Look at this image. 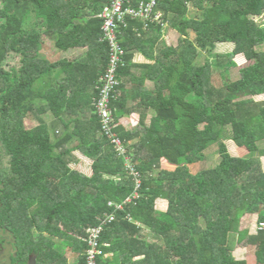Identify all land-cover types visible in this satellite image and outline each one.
I'll return each mask as SVG.
<instances>
[{
    "label": "trees",
    "instance_id": "1",
    "mask_svg": "<svg viewBox=\"0 0 264 264\" xmlns=\"http://www.w3.org/2000/svg\"><path fill=\"white\" fill-rule=\"evenodd\" d=\"M155 1L162 23L168 21L180 41L146 65L155 88L138 104L142 129L128 132L118 124L127 51L131 45L143 52V27L159 30L160 24L127 18L123 64L110 98L113 130L125 146L120 154L95 108L109 51L98 14L108 0H0V150L8 158L7 169L0 168V226L15 238L13 263L26 264L33 254L35 264H70L60 244L76 254L71 264H86L87 229L113 213L103 226L99 264L115 242L129 264H247L232 253L240 243L254 247L255 264H264V101L254 99L264 94V51L257 50L264 44V24L257 22L264 0ZM190 3L195 17L188 15ZM43 36L58 50L87 47L86 54L50 60ZM218 43L233 49L216 54V65H225L216 84L209 60L199 58ZM10 53L19 54L18 69L3 68ZM239 54L250 63L232 80L228 68ZM28 115L38 124L27 127ZM225 129L249 157L230 155L221 138ZM74 151L92 158L90 176L70 168ZM214 155V167L191 171ZM125 156L141 182L137 197L115 210L108 203H122L135 190ZM162 160L173 170L162 168ZM159 198L167 201L164 218L156 213ZM254 213V233L240 230L241 218ZM137 255L142 259L133 260Z\"/></svg>",
    "mask_w": 264,
    "mask_h": 264
},
{
    "label": "built area",
    "instance_id": "2",
    "mask_svg": "<svg viewBox=\"0 0 264 264\" xmlns=\"http://www.w3.org/2000/svg\"><path fill=\"white\" fill-rule=\"evenodd\" d=\"M129 0H108L104 4L102 10L98 14L101 18V40L105 41L108 45V62L105 68L104 74L100 78L101 86L99 87V96L96 100L95 108L100 117L101 128L108 135L111 143L114 145L116 151L120 154H124L125 146L122 144L121 139L113 128L117 125L113 124L112 109L110 107V98L114 87L118 84L116 78V72L123 64L122 56L123 50L121 47V33L128 25L127 18L132 19L139 18L144 20H150L158 24L162 23L163 15L161 12L155 9L156 1L150 0L147 3L141 2L137 8L127 5ZM125 167L129 170V174L133 176L135 182V190L131 196H128L122 203L108 204L115 210L122 209L123 205L130 202L132 198L137 197V189L140 186V175L129 163V157L125 156ZM114 218L113 213H105L104 217L99 219V224L89 227L87 229V235L85 242L87 248L85 251V263L86 264H99L98 256L100 255V238L103 230V226L110 223ZM261 226H264L261 223Z\"/></svg>",
    "mask_w": 264,
    "mask_h": 264
},
{
    "label": "rangeland",
    "instance_id": "3",
    "mask_svg": "<svg viewBox=\"0 0 264 264\" xmlns=\"http://www.w3.org/2000/svg\"><path fill=\"white\" fill-rule=\"evenodd\" d=\"M194 13L195 12L193 9V5L190 3L188 15L191 17H195ZM257 22L264 24V13L260 17L257 18ZM179 38H180V35L176 36V40H175V36L169 37L168 41L170 42L169 43L170 46H168V47H175L174 45H177L180 41ZM42 40H43L42 42H43V45L45 48L44 53H46L48 57L54 56V51H52V50L50 52L47 51L49 48H52V47H49V44H51L50 46H53L52 41H49L48 38H46L44 36H43ZM232 49H233V45L230 43H218L212 53L208 54L207 52H203L201 57L199 58L200 62H202L204 58L209 60V62L211 64L210 68H211V73L213 74V80L216 84L220 83V81H221V77L219 75V72H221L222 70L225 69L224 64H222V66L216 65V62H217L216 54H226V53L231 52ZM257 50H261V51L263 50L264 51V44L258 46ZM224 60H225V58H224ZM233 61L236 63V66H232V67L228 68V73H229L228 76L230 79L235 80L240 75V69L243 68L244 66L248 65L250 62L248 60H246L243 57V55H241V54L234 56ZM2 66L6 70H9L11 68L18 69L20 67V56H19V54L10 53L6 57V59L3 61ZM254 99L257 101H264V94L254 96ZM44 116L49 123L51 120L50 116L48 114H46ZM37 124H38V121L35 117H31L30 115H28L25 118V125L27 127H32V126H35ZM201 127H202V125H200V128ZM221 138L225 142L231 156H233V157H246V158L249 157V154L244 147H239L237 144L234 143V141L231 140V135H230L229 129H225V131L222 132ZM259 146L261 148L264 147V141L260 142ZM72 154L74 155L75 160L73 159L69 163L70 168L75 169V170H77V171H79L85 175L90 176L91 175L92 158H90L86 155H83L82 153H80L78 151H74ZM216 159H217L216 155H214L212 157H208L204 162H200V163H196V164L192 165L191 171L196 174L197 172H199L202 169H205V168L208 169V168L214 167V164L217 162ZM261 160H262V169L264 170V156H261ZM7 167H8V158L5 154V152L3 150L2 151L0 150V168L7 169ZM161 167L164 169H167V170H173V168H174L173 165H171L165 161L161 163ZM97 185H98V183H97ZM97 185H95V186H97ZM155 208H156V213H158L160 217L164 218L163 213L167 209V201L157 199L155 201ZM257 220H258V214H256V213L244 215L241 218L240 230H242L243 232L248 231V233H254V231L257 227ZM244 237L245 236L242 237V240L244 239ZM146 239L149 242H151L153 240V237L148 235V236H146ZM154 241H156V239H154ZM158 243H160V241ZM57 247H58V250H60L64 253L66 259L68 260V262L70 264L72 262H74V260H76V254H74L70 250H68L66 246L58 244ZM232 253L235 256V258L238 260H245L247 264H255L254 247H252V246L240 243L238 246L234 247Z\"/></svg>",
    "mask_w": 264,
    "mask_h": 264
},
{
    "label": "crops",
    "instance_id": "4",
    "mask_svg": "<svg viewBox=\"0 0 264 264\" xmlns=\"http://www.w3.org/2000/svg\"><path fill=\"white\" fill-rule=\"evenodd\" d=\"M155 9L161 12L162 15L164 14L162 8L156 6ZM86 10L87 9H85V12ZM84 18L89 19V13H86L84 15ZM143 28H145L144 36L146 37L144 38L146 40V43L143 46L144 51L140 52L134 48L131 49V45L129 46L127 52L130 54V60L125 65L126 72L122 77L124 87L122 88V90H118V95L119 97H121L122 104V113L118 117V124L128 132H134L142 129L141 125H139L140 111L138 109V104L139 102H141L140 98L142 96H145L146 92L152 91L155 88L154 81L149 77L154 72L150 68H147L146 65H153L155 60L161 56V50L166 46H170V42L168 41L169 37L175 36L176 40V36L179 35L176 29L170 26V23H168V21H164L163 24H160L159 30L156 27ZM48 40L52 41L53 46H50L51 44H49V47L52 48H49L47 51H54V56H49L48 58L53 61H57L58 59L73 60L82 58L87 51V47H72L65 51H61L56 48L52 39ZM142 75H144L145 78L141 81L139 79ZM153 114L154 111L152 109H149L148 117L152 116ZM49 116L51 119L49 123H51L52 117L51 115ZM137 142L138 137L129 140L130 145H133ZM164 161L165 160H162V162ZM159 200L165 199L159 198ZM110 244L111 242L107 243L108 247L113 246ZM118 245L120 244L115 242L113 247L115 250H110L104 253L102 257L104 264H129V262L131 261V257H125L123 255L124 252ZM125 249L129 250L128 248ZM140 259H142V255H137L133 258V260Z\"/></svg>",
    "mask_w": 264,
    "mask_h": 264
},
{
    "label": "water",
    "instance_id": "5",
    "mask_svg": "<svg viewBox=\"0 0 264 264\" xmlns=\"http://www.w3.org/2000/svg\"><path fill=\"white\" fill-rule=\"evenodd\" d=\"M5 234V236H11L13 235L12 232L10 230H6L5 232L3 230L0 229V236H3ZM15 241V238L13 239V242ZM5 251L2 252L0 250V264H12V258H11V255H10V251L12 249V246L11 244L9 243H5ZM4 257V259H3ZM30 262L29 264H35V257H31L30 258Z\"/></svg>",
    "mask_w": 264,
    "mask_h": 264
},
{
    "label": "flooded vegetation",
    "instance_id": "6",
    "mask_svg": "<svg viewBox=\"0 0 264 264\" xmlns=\"http://www.w3.org/2000/svg\"><path fill=\"white\" fill-rule=\"evenodd\" d=\"M0 229L3 230L4 232H5L6 230H9V229H6L4 226H0ZM13 239H14V236H13V235H11L10 237H9V236H5V234H4L3 236H0V250H1L2 252L5 251V247H6V246H5V243H6V242L9 243V244H11V246H12V249H11V251H10L11 258H13V257L16 256V253H15L16 248H15V246H14L16 241L13 242ZM31 257H35V263H36V256L33 255V254H30V255L28 256V260H27L26 264H29V262L31 261V260H30ZM3 259H4V257H3ZM12 264H16V263H13V262H12Z\"/></svg>",
    "mask_w": 264,
    "mask_h": 264
}]
</instances>
